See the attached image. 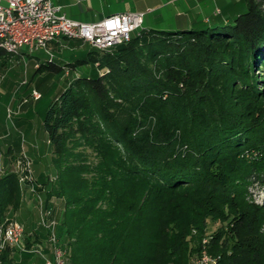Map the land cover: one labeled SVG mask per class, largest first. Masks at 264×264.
<instances>
[{
	"label": "trees",
	"instance_id": "obj_1",
	"mask_svg": "<svg viewBox=\"0 0 264 264\" xmlns=\"http://www.w3.org/2000/svg\"><path fill=\"white\" fill-rule=\"evenodd\" d=\"M244 1L230 21L142 29L38 64L103 68L75 76L43 117L65 264H192L202 250L215 264H264V199L251 193L264 185V0ZM19 188L14 172L0 177V222ZM0 257L17 264L18 251Z\"/></svg>",
	"mask_w": 264,
	"mask_h": 264
},
{
	"label": "rangeland",
	"instance_id": "obj_2",
	"mask_svg": "<svg viewBox=\"0 0 264 264\" xmlns=\"http://www.w3.org/2000/svg\"><path fill=\"white\" fill-rule=\"evenodd\" d=\"M234 8L235 12L228 18L229 21L237 13L245 11L247 5L244 1L235 2ZM166 12H169L168 8ZM166 12H164L162 21H158V23L152 22V14L154 13L147 15L139 29L142 30L149 26L165 29L168 24L167 22L171 18V15ZM88 48V44L79 48H71L67 45L56 53H52L56 57L59 56V59L55 57V62L63 66L67 61L71 62L77 59H83L86 56ZM34 55L41 57L43 53H41V50H35ZM45 55L47 58V54ZM75 65L76 69H72V67L69 69L70 67L68 65L69 68L65 67L59 72L42 71L37 70L36 58L29 56L26 52L18 59L0 53V83H5L4 90L6 92L5 94L0 92V118H2L1 120L6 125L7 130H10L11 137L16 143L14 148L18 150L15 153L12 167L15 169L13 172L18 178L20 186L18 193L21 197V204L23 201L26 209L32 212L33 217L35 219L38 218L37 222L41 217L38 196L40 195L44 200L41 204L44 207L47 206L45 196L49 186L48 183L54 178L55 174L51 146L43 126V117L47 107L75 76L80 74L95 76L97 73H102L103 69L99 68L97 63L92 62H82ZM33 90L38 91L40 97L33 98L31 95V91ZM1 157L0 153V173L3 170ZM251 193L253 199L262 202L264 199V185L256 184L252 186ZM58 201L56 199L52 203L56 204V209L53 205H49L53 206L54 216L58 210ZM19 207L20 205L13 209L12 206H9L5 216L22 220L21 216H19L22 209ZM16 212H18L19 217H16ZM217 226L218 222L210 223L208 233ZM204 237H207V235ZM42 253L43 255L38 252H21L25 256H21L20 260L18 257L17 264H44V257L51 256V249L44 247ZM205 253L213 256L211 251L205 250ZM200 254L202 252L194 258H197ZM192 264H195L194 261Z\"/></svg>",
	"mask_w": 264,
	"mask_h": 264
},
{
	"label": "built area",
	"instance_id": "obj_3",
	"mask_svg": "<svg viewBox=\"0 0 264 264\" xmlns=\"http://www.w3.org/2000/svg\"><path fill=\"white\" fill-rule=\"evenodd\" d=\"M142 22L140 11L115 12L94 22H82L68 17L52 0H0V50L10 55H18L24 47L28 52L43 50L51 59L50 43L59 38L81 40L101 51L112 50L139 34ZM32 96L38 98L40 93L33 90ZM38 199L41 212L38 225L46 231L44 239L26 242L24 224L5 216L0 222V256L7 249L43 255L44 247H48L51 256L44 257V264H65L66 251L57 236L53 207H44L40 195ZM202 241L205 244L207 238ZM201 252L194 258L195 264H215L213 256L205 250Z\"/></svg>",
	"mask_w": 264,
	"mask_h": 264
},
{
	"label": "crops",
	"instance_id": "obj_4",
	"mask_svg": "<svg viewBox=\"0 0 264 264\" xmlns=\"http://www.w3.org/2000/svg\"><path fill=\"white\" fill-rule=\"evenodd\" d=\"M56 5H59L62 11L70 18L82 21V22H94L101 19L103 16L121 12V11H140L143 12V22L145 17L149 14H152V22L158 23L162 21L164 12L168 8L169 12H166L171 15L170 21L167 23L165 29H182L190 28L203 23H212L218 20L229 21L231 14L235 12L234 3L238 2L237 0H52ZM167 7V8H164ZM220 9L219 14H214L215 8ZM156 11H158L156 13ZM206 18L208 20H206ZM148 19V18H147ZM148 21H150L148 19ZM142 22V23H143ZM148 28H155L149 26ZM147 29V28H145ZM156 29H163L157 28ZM77 43V44H76ZM87 43L82 42L81 40H71L66 38H59L50 43V49L54 53L61 50L62 47L70 46L71 48H79ZM89 50L91 47L88 44ZM25 52L29 56L36 58L37 66L39 63L43 62L46 59V53L41 50L43 55L40 57L34 55L35 51L28 52L24 47L21 52L16 56H11L8 53H4L6 56L15 57L16 59L22 57ZM45 56V57H44ZM56 55L53 54L52 60L55 61ZM56 58L59 59V56ZM65 62L64 64L68 63ZM73 62V61H71ZM63 64V65H64ZM79 64V63H78ZM69 68L68 66H65ZM71 69V67L69 68ZM72 69H76L72 68ZM4 84L0 83V92L6 93L4 90ZM32 95V91H31ZM34 98V97H33ZM2 118H0V153H1V164L3 165V170L0 173V177L8 172H13L15 169L12 167L13 159L15 158V153L18 150H15V142L11 137L10 130H7L6 125L3 124ZM7 148V149H6ZM6 149V150H5ZM22 209L21 216L22 220H16L22 222L25 226L27 235L35 232H40L43 229L38 225L37 219L34 218L32 212L29 209H26V206L20 204ZM18 212H16V217ZM36 222V223H35ZM22 255L18 252V259H21ZM18 261V260H17Z\"/></svg>",
	"mask_w": 264,
	"mask_h": 264
},
{
	"label": "water",
	"instance_id": "obj_5",
	"mask_svg": "<svg viewBox=\"0 0 264 264\" xmlns=\"http://www.w3.org/2000/svg\"><path fill=\"white\" fill-rule=\"evenodd\" d=\"M238 2H241V1H244V0H237ZM237 2V3H238ZM245 2V1H244ZM220 13V9L218 8V7H216L215 8V10H214V14H219ZM206 20H208L207 18H206Z\"/></svg>",
	"mask_w": 264,
	"mask_h": 264
}]
</instances>
